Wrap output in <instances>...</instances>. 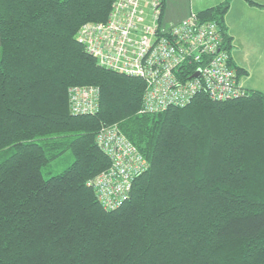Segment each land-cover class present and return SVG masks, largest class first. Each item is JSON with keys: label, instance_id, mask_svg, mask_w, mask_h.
I'll return each mask as SVG.
<instances>
[{"label": "trees", "instance_id": "1", "mask_svg": "<svg viewBox=\"0 0 264 264\" xmlns=\"http://www.w3.org/2000/svg\"><path fill=\"white\" fill-rule=\"evenodd\" d=\"M114 1L0 0V264H264V92H201L144 111V80L104 67L78 39ZM230 5L196 12L219 25L229 52ZM71 86L97 88L99 110L71 114ZM106 126L147 161L109 211L93 187L110 166L96 142ZM67 151L72 163L45 179Z\"/></svg>", "mask_w": 264, "mask_h": 264}, {"label": "built area", "instance_id": "2", "mask_svg": "<svg viewBox=\"0 0 264 264\" xmlns=\"http://www.w3.org/2000/svg\"><path fill=\"white\" fill-rule=\"evenodd\" d=\"M163 1L115 0L107 20L82 25L78 39L104 67L144 80L146 112L182 108L201 92L213 101L243 96L246 90L219 25L191 12L178 24L159 28ZM67 94L71 114L99 110L97 88L71 86ZM96 142L110 166L94 178L93 187L101 207L114 210L126 199L134 178L145 171L147 161L115 126L103 127Z\"/></svg>", "mask_w": 264, "mask_h": 264}, {"label": "rangeland", "instance_id": "3", "mask_svg": "<svg viewBox=\"0 0 264 264\" xmlns=\"http://www.w3.org/2000/svg\"><path fill=\"white\" fill-rule=\"evenodd\" d=\"M264 2V0H257ZM219 0H167L164 9L163 22L167 25H174L191 12H197L208 6L218 3ZM231 6L226 14V18L231 19L237 25H242L237 29L238 37L244 39L246 50L244 52L232 49L236 62L247 63L258 75L244 76L243 83L248 89H255L264 92V10L254 9L248 12V5L244 0H230ZM237 50V49H236ZM237 54V55H236ZM238 56V57H236ZM240 58V59H238ZM238 60V61H237ZM73 161L70 152L61 154L50 162L47 168L42 170L43 177L48 179L51 176L62 173Z\"/></svg>", "mask_w": 264, "mask_h": 264}, {"label": "crops", "instance_id": "4", "mask_svg": "<svg viewBox=\"0 0 264 264\" xmlns=\"http://www.w3.org/2000/svg\"><path fill=\"white\" fill-rule=\"evenodd\" d=\"M222 1H224V0H219V2L218 3H220V2H222ZM254 1H256V2H258V3H260V4H263L264 5V2H259V1H257V0H254ZM166 3H167V0H165V3H164V9H165V5H166ZM218 3H216V4H218ZM216 4H214V5H216ZM214 5H211V6H208V7H206V8H209V7H212V6H214ZM231 6V5H230ZM206 8H203V9H206ZM202 9V10H203ZM230 9V8H229ZM254 9H261V10H264V7L263 8H257V7H253V6H249L248 5V12H252ZM229 11V10H228ZM198 12V11H197ZM186 17V16H185ZM185 17H183L182 19H184ZM182 19H180L178 22H180ZM225 25L227 26V32L232 36V49H235V51H238V52H244V50H246V48H245V44L243 43V41H244V39H240L239 37H238V34H237V29L238 28H240L242 25H237V24H235V22L234 21H232L231 19H228V18H226V15H225ZM232 49H231V51H230V55H231V58H232V60H233V62H234V64L235 65H238V66H240V67H242L243 69H245L246 71H247V74L246 75H244V76H247L248 77V75H250V79H251V76H253V75H258L259 77H261L262 78V76H260L257 72H255V70L254 69H252V68H250V66L247 64V63H243V62H240V60H239V62H236L235 60H234V55L232 54ZM237 49V50H236ZM237 55V54H236ZM236 57H238V56H236ZM238 59H240V58H238ZM238 61V60H237ZM240 82H241V84L246 88V89H248V87L243 83V81H242V77H241V79H240Z\"/></svg>", "mask_w": 264, "mask_h": 264}, {"label": "water", "instance_id": "5", "mask_svg": "<svg viewBox=\"0 0 264 264\" xmlns=\"http://www.w3.org/2000/svg\"><path fill=\"white\" fill-rule=\"evenodd\" d=\"M195 76H198V73Z\"/></svg>", "mask_w": 264, "mask_h": 264}]
</instances>
